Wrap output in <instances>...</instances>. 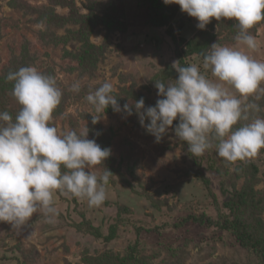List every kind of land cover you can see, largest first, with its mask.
I'll return each mask as SVG.
<instances>
[{"label": "rangeland", "instance_id": "obj_1", "mask_svg": "<svg viewBox=\"0 0 264 264\" xmlns=\"http://www.w3.org/2000/svg\"><path fill=\"white\" fill-rule=\"evenodd\" d=\"M161 20L165 25H154ZM197 23L178 4L163 0H0V112L12 111L14 120L22 107L12 95L14 82L5 79L14 67L32 66L54 77L62 98L49 124L58 133L87 127L89 139L110 149L92 171L98 177L112 172L99 207L56 192L55 223L45 222L40 212L22 230L0 222V264H122L130 253L135 264H264L235 232L222 227L238 217L249 230L264 229V148L227 163L213 143L196 157L175 134L178 120L156 142L135 110L129 116L109 106L97 113L86 100L110 82L121 107L141 97L146 107L154 106L162 98L156 82L176 83L172 62L179 64L177 49L188 48V41L209 43L208 51L217 42L264 61V21L249 30L257 41L255 51L235 40L234 19L212 18L204 30ZM172 33L182 40L175 43ZM187 60L218 82L203 68L200 55ZM77 82L80 91H71ZM243 103L259 105V111L250 109L249 120L234 128L264 118V93ZM92 115L100 118L95 124ZM241 191L251 196L248 206L240 203L247 208L234 215L227 203Z\"/></svg>", "mask_w": 264, "mask_h": 264}, {"label": "clouds", "instance_id": "obj_2", "mask_svg": "<svg viewBox=\"0 0 264 264\" xmlns=\"http://www.w3.org/2000/svg\"><path fill=\"white\" fill-rule=\"evenodd\" d=\"M166 5L178 4L182 12L197 19V28L204 30L212 18L234 19L239 32L237 43L248 50L257 49V41L249 30L264 21V0H163ZM175 84L156 82L158 99L154 106H145L144 98L123 107L112 95L113 85L104 82L86 100L97 113L109 106L115 112L132 115L133 110L146 131L159 142L173 122L176 136L185 141L193 156H201L215 148L227 163L254 157L264 148V118H256L238 128L240 120H249V110L259 105L244 104L248 97L264 93V61L246 51L221 46L217 42L204 54L203 68L210 69L214 82L193 64L180 66ZM14 82L12 95L22 106L15 119L7 111L0 112V222L22 230L34 213L40 212L45 222L55 223L58 211L53 194L86 199L89 207H99L106 199L105 186L112 175L106 170L97 176L92 169L110 155L95 139L88 138L89 129L77 133H58L49 124L54 110L61 103L62 92L54 77L25 66L9 72L5 78ZM242 97L238 98L228 87ZM71 91L79 92L74 83ZM92 115V123L99 121ZM148 120V123L145 121ZM66 169V171H62Z\"/></svg>", "mask_w": 264, "mask_h": 264}, {"label": "trees", "instance_id": "obj_3", "mask_svg": "<svg viewBox=\"0 0 264 264\" xmlns=\"http://www.w3.org/2000/svg\"><path fill=\"white\" fill-rule=\"evenodd\" d=\"M149 13L152 16V12ZM156 15L157 14H154V16ZM154 25L163 26L165 25V22L161 20L159 22H154ZM172 37L174 42L177 43V39L179 38L175 36L174 33H172ZM179 40H182V38ZM186 46L188 48H185L184 50L183 49L181 50L179 47L177 49V58L179 60V65L182 67L190 66V62L187 60V57L189 56L191 57L193 55H200L203 59L204 54H206L208 51L209 43L207 44V46L206 44L203 46H196V45H192L191 41H188L186 43ZM21 67L23 66H19V67L16 66L13 68V70L11 67L12 70L11 72L18 71ZM0 94H2L1 85H0ZM3 111L5 110H2L1 112ZM7 112H9L11 116L14 115L10 110H7ZM250 196L251 195L248 192L245 193L243 191L234 192L231 195L230 201L227 203L228 207L232 210V214L236 215L238 212L234 213L235 211H239L240 209L247 208L245 206H240V203L241 205L248 206L247 202H248V198L250 199ZM257 205L259 208L262 206L261 204H257ZM254 208H257V206L255 205ZM193 218L195 219V217ZM196 218L199 219L200 221L203 220V218H199V217ZM208 221L210 224L212 223V220H208ZM222 227L235 232L237 238L240 240V243L243 247L255 252L256 254L261 255L264 258V229H260V227H254V229L249 230L246 222L242 221L238 217H236L233 220H226L223 223ZM123 260L124 261L122 262V264H135L136 261V260L134 261V259L131 258V253L128 254L127 257H125Z\"/></svg>", "mask_w": 264, "mask_h": 264}]
</instances>
